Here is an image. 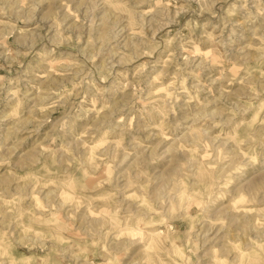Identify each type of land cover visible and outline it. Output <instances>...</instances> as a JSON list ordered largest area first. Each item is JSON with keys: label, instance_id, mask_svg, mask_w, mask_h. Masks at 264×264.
<instances>
[{"label": "rangeland", "instance_id": "obj_1", "mask_svg": "<svg viewBox=\"0 0 264 264\" xmlns=\"http://www.w3.org/2000/svg\"><path fill=\"white\" fill-rule=\"evenodd\" d=\"M0 264H264V0H0Z\"/></svg>", "mask_w": 264, "mask_h": 264}]
</instances>
